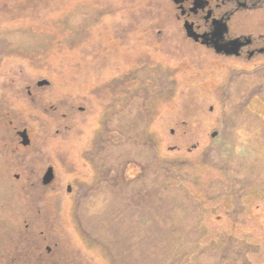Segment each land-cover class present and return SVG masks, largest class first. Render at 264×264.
Segmentation results:
<instances>
[{"label": "rangeland", "instance_id": "obj_1", "mask_svg": "<svg viewBox=\"0 0 264 264\" xmlns=\"http://www.w3.org/2000/svg\"><path fill=\"white\" fill-rule=\"evenodd\" d=\"M172 7L0 0V243L31 237L36 261L54 235L78 264H264V65L184 44Z\"/></svg>", "mask_w": 264, "mask_h": 264}, {"label": "flooded vegetation", "instance_id": "obj_2", "mask_svg": "<svg viewBox=\"0 0 264 264\" xmlns=\"http://www.w3.org/2000/svg\"><path fill=\"white\" fill-rule=\"evenodd\" d=\"M170 5L175 9L176 14L173 16L180 28L174 30L175 34L180 35L178 37L184 44L192 45L196 50L204 51L219 60L252 66L264 65V0H169ZM157 32L161 33L160 30ZM10 123L13 125V121ZM11 128L17 137L21 131L13 126ZM23 130L26 131L25 128H22ZM29 145L30 142L25 146ZM15 177L18 178V175ZM42 178V175L40 177L30 174L26 175L25 182L27 186L35 187L47 186L53 180L43 184ZM29 224H24L25 229L29 228ZM28 235L29 233L26 234ZM11 236L12 232L8 239H11ZM49 238L54 247L45 245L43 253L37 252V261L34 259V249H31L29 243L33 238H23V249L16 248L17 241H14V244L6 242V245L1 242L0 264L80 263L72 259V255L67 263L66 251L55 247L58 244L54 235ZM6 240L7 237L2 241Z\"/></svg>", "mask_w": 264, "mask_h": 264}, {"label": "water", "instance_id": "obj_3", "mask_svg": "<svg viewBox=\"0 0 264 264\" xmlns=\"http://www.w3.org/2000/svg\"><path fill=\"white\" fill-rule=\"evenodd\" d=\"M19 135L21 137V144L24 146L28 145L30 141H29V138H28L26 131L23 130V131L19 132ZM52 178H53L52 168L48 167V169L45 172V175L42 178V183L47 184L48 182L51 181Z\"/></svg>", "mask_w": 264, "mask_h": 264}, {"label": "bare ground", "instance_id": "obj_4", "mask_svg": "<svg viewBox=\"0 0 264 264\" xmlns=\"http://www.w3.org/2000/svg\"><path fill=\"white\" fill-rule=\"evenodd\" d=\"M176 14V13H175Z\"/></svg>", "mask_w": 264, "mask_h": 264}]
</instances>
